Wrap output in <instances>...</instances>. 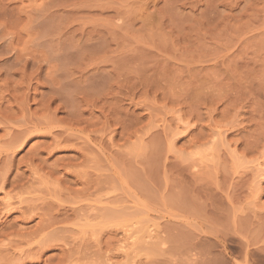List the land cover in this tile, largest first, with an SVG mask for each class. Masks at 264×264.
I'll return each mask as SVG.
<instances>
[{
    "label": "rangeland",
    "instance_id": "374dc122",
    "mask_svg": "<svg viewBox=\"0 0 264 264\" xmlns=\"http://www.w3.org/2000/svg\"><path fill=\"white\" fill-rule=\"evenodd\" d=\"M0 264H264V0H0Z\"/></svg>",
    "mask_w": 264,
    "mask_h": 264
},
{
    "label": "bare ground",
    "instance_id": "6f19581e",
    "mask_svg": "<svg viewBox=\"0 0 264 264\" xmlns=\"http://www.w3.org/2000/svg\"><path fill=\"white\" fill-rule=\"evenodd\" d=\"M6 179V178H5ZM6 184V183H5ZM2 187H3V184H2ZM1 190H2V188H1ZM8 197V196H7ZM6 199V198H5ZM10 199V198H9ZM6 200H8V199H6ZM33 210V209H32ZM10 211V210H9ZM24 212V211H23ZM31 212V211H30ZM23 214V213H22ZM35 214H37V213H35ZM26 215V214H25ZM31 215V214H30ZM33 216H34V213H33ZM37 216V215H36ZM39 217V216H38ZM24 218V217H23ZM31 219H32V217H30ZM34 218H35V216H34ZM26 219V218H25ZM29 220V219H28Z\"/></svg>",
    "mask_w": 264,
    "mask_h": 264
}]
</instances>
